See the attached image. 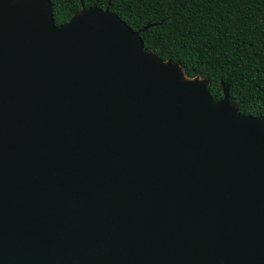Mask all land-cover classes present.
<instances>
[{
	"label": "water",
	"instance_id": "obj_1",
	"mask_svg": "<svg viewBox=\"0 0 264 264\" xmlns=\"http://www.w3.org/2000/svg\"><path fill=\"white\" fill-rule=\"evenodd\" d=\"M141 32L0 0V264H264V118Z\"/></svg>",
	"mask_w": 264,
	"mask_h": 264
},
{
	"label": "trees",
	"instance_id": "obj_2",
	"mask_svg": "<svg viewBox=\"0 0 264 264\" xmlns=\"http://www.w3.org/2000/svg\"><path fill=\"white\" fill-rule=\"evenodd\" d=\"M50 1L58 27L83 8L109 7L142 31L147 51L207 80L214 101L227 88L242 115L264 118V0Z\"/></svg>",
	"mask_w": 264,
	"mask_h": 264
}]
</instances>
